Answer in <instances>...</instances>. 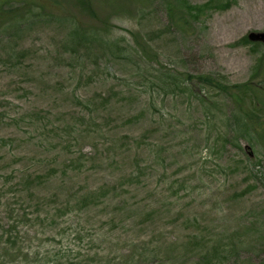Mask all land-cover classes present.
<instances>
[{"label": "rangeland", "instance_id": "obj_1", "mask_svg": "<svg viewBox=\"0 0 264 264\" xmlns=\"http://www.w3.org/2000/svg\"><path fill=\"white\" fill-rule=\"evenodd\" d=\"M84 1L0 0V264H264V0Z\"/></svg>", "mask_w": 264, "mask_h": 264}, {"label": "trees", "instance_id": "obj_2", "mask_svg": "<svg viewBox=\"0 0 264 264\" xmlns=\"http://www.w3.org/2000/svg\"><path fill=\"white\" fill-rule=\"evenodd\" d=\"M84 5L88 8L89 6H87V5H89V2L87 1V0H85L84 2ZM83 8V7H82ZM186 10H184V11H182V13H183V15H181L180 13H174V5H171V3H169L168 5H167V10H168V12H169V14L171 13V14H173V16L171 15V17L173 18V17H175V20H173V23H174V25H175V28L177 29V30H180V31H182L183 29H184V27H185V25L184 24H186L187 23V21L189 20V19H187L186 17L188 16V15H190V13H192V12H194V13H199V11H201V7H198V6H195V7H187V8H185ZM170 11H173V12H170ZM194 17V16H193ZM195 17H197V14H195ZM244 41H247V39L245 38V40ZM205 78V77H204ZM206 79V78H205Z\"/></svg>", "mask_w": 264, "mask_h": 264}, {"label": "water", "instance_id": "obj_3", "mask_svg": "<svg viewBox=\"0 0 264 264\" xmlns=\"http://www.w3.org/2000/svg\"><path fill=\"white\" fill-rule=\"evenodd\" d=\"M247 38L250 40V41H260L262 43H264V32H258V33H255V32H250L248 35H247Z\"/></svg>", "mask_w": 264, "mask_h": 264}]
</instances>
